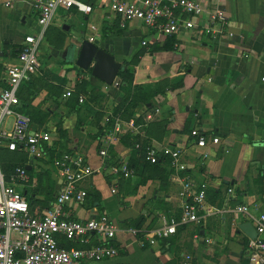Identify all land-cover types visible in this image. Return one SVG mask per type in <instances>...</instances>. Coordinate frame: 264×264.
I'll use <instances>...</instances> for the list:
<instances>
[{"label": "crops", "instance_id": "1", "mask_svg": "<svg viewBox=\"0 0 264 264\" xmlns=\"http://www.w3.org/2000/svg\"><path fill=\"white\" fill-rule=\"evenodd\" d=\"M82 1L92 5L91 13L76 7L57 10L43 39L48 61L39 57L38 72L21 84L17 107L31 116L33 130L51 132L55 154L75 150L100 167L82 184L86 201L70 203L73 217L107 215L122 228L113 240L120 255L108 263L184 264L191 255V264H252L250 238L239 225L253 221L236 207L246 204L254 215L264 213V0H198L227 14L233 36L223 39L198 38L196 30L166 36L138 20L123 28L110 14L108 0ZM37 19L34 0H0V84H6L7 68L17 62L25 36L39 31ZM199 21L209 24L206 15ZM90 37L114 47L122 68L133 74L127 84L120 76L118 85L100 84L71 63V47L79 44L78 38ZM171 40L176 46L162 49ZM116 116L121 131L109 146L110 155L113 161L134 162L129 178L113 177L99 155L101 138L114 127ZM131 118L136 119L134 129L128 126ZM11 124L8 119L5 125ZM195 129L218 137L219 143L198 146ZM135 142L180 148L185 173L208 185L200 222L182 225L176 234L148 246L126 229H149L161 213L179 215L185 173L167 159L158 166L147 163L136 154ZM7 150L2 148L0 157L9 158ZM26 156L31 181L18 188L33 209H45L55 199L56 176L48 164ZM45 170L49 174L39 182ZM141 217L138 227L133 222Z\"/></svg>", "mask_w": 264, "mask_h": 264}, {"label": "built area", "instance_id": "2", "mask_svg": "<svg viewBox=\"0 0 264 264\" xmlns=\"http://www.w3.org/2000/svg\"><path fill=\"white\" fill-rule=\"evenodd\" d=\"M34 1L39 31L25 36L17 62L7 68L6 86H0V151L5 147L9 151L25 152L30 159L47 163L56 176V196L45 209H33L26 195L18 188L30 183L29 170L26 166L18 165L7 174L0 157V264H114L108 261L120 255L113 240L122 228L107 215L79 220L73 217L69 209L72 202L86 201L88 191L82 184L100 167L96 168L85 154L75 150H67L51 158V132L33 130L32 118L17 108L21 84L30 80L41 66L38 50L57 10L60 7H76L88 14L93 7L82 0ZM107 5L110 14L119 19L123 28L127 23L138 20L166 36L183 30H196L198 38L223 39L233 36L227 26L225 11L203 5L198 0H108ZM204 15L209 22L207 25H201L199 21ZM92 29L97 30L94 25ZM89 40L94 41V37ZM72 94L71 90L67 92V96ZM83 100L80 96V101ZM8 119L12 120L10 127L5 125ZM113 120L114 127L101 138L99 155L102 164H108L106 166L113 177L129 178L135 173L134 166L128 160L113 161L110 155L109 146L121 131L120 117L116 116ZM128 126L136 128V119L131 118ZM192 135L201 147L207 146L210 141L219 143L218 137L200 129L193 130ZM134 145L137 149L143 147L141 142ZM162 158L169 159L177 172L185 173L187 170L180 148L170 145L145 146V161L157 163ZM180 181L182 204L179 215L161 213L157 223L149 229H126L139 237L142 246L154 245L159 239L176 234L182 225L200 222L201 211L207 202L208 185L196 183L186 173ZM232 191L233 188H229V192ZM236 211L248 216L258 233L257 238L250 239L248 244L250 262L264 264V213L256 216L246 204L237 206ZM62 239L76 245L65 247ZM186 259L184 264H191L192 256L187 255Z\"/></svg>", "mask_w": 264, "mask_h": 264}, {"label": "water", "instance_id": "3", "mask_svg": "<svg viewBox=\"0 0 264 264\" xmlns=\"http://www.w3.org/2000/svg\"><path fill=\"white\" fill-rule=\"evenodd\" d=\"M78 41L79 44H74L69 52L71 63L90 72L91 80L96 79L100 84L106 86L118 85L122 62L116 59L114 47H105L100 39L90 41L78 38ZM27 169H31V167L27 166ZM239 227L250 239L257 238L258 233L252 222H243Z\"/></svg>", "mask_w": 264, "mask_h": 264}, {"label": "trees", "instance_id": "4", "mask_svg": "<svg viewBox=\"0 0 264 264\" xmlns=\"http://www.w3.org/2000/svg\"><path fill=\"white\" fill-rule=\"evenodd\" d=\"M176 46V42H172V40H171V44H165V45H163V47H162V49H164V50H166V49H173L174 47ZM21 49V48H20ZM20 51V50H19ZM19 51H18V53H19ZM119 76L121 77V80H122V82H123V84H127L131 79H132V76H133V74H132V72H131V69L130 68H122L120 71H119ZM0 86L1 87H5L6 86V84H4V83H1L0 84ZM117 110H118V108H117ZM25 114H27V113H25ZM30 116V115H29ZM31 117V116H30ZM61 133V132H60ZM65 134V133H64ZM142 143V148H140V149H137V148H135V150H136V154H140L141 155V158H144V149H145V146L146 145H148L147 143H144V142H141ZM55 150L53 149L52 151H51V158H53V157H55V156H59L60 154H62L63 152H61V153H57V154H55ZM7 154H11V156L9 157V158H3V157H1V161H2V166H3V169H4V171L7 173V174H10L14 169H15V167L16 166H18V165H21V166H25V160H26V158H27V154H23V155H20V154H18V153H15V152H13V153H11L10 151H8L7 150ZM16 154H18L19 155V157L20 158H17L15 155ZM19 159V160H18ZM165 159H167V158H162V159H160V160H165ZM158 161L157 163H150V162H147V163H149V164H151V165H153V166H158L160 163L159 162H161V161ZM168 161H169V163H170V160L169 159H167ZM130 162V164L132 165V166H134L135 167V164H134V162L133 161H129ZM29 172V171H28ZM30 173V172H29ZM49 174V172L48 171H43L42 173H40L39 174V182H41L42 181V179L44 178V177H46L47 175ZM263 178H264V175H261ZM52 193H53V186H52V184H51V186H50V189L48 190V192H47V194H48V196H49V198H51L52 197ZM144 218L143 217H141V218H139V219H136V220H134V222L133 223H136V226H138V227H141V225H142V223H143V220ZM62 245L63 246H65V247H71V246H74L73 244H70L66 239H62Z\"/></svg>", "mask_w": 264, "mask_h": 264}, {"label": "rangeland", "instance_id": "5", "mask_svg": "<svg viewBox=\"0 0 264 264\" xmlns=\"http://www.w3.org/2000/svg\"><path fill=\"white\" fill-rule=\"evenodd\" d=\"M45 41H46V40H44V41L42 42V44L40 45L39 50H38L39 57L41 58V60L43 61L44 64L48 61V57L42 53V50H43V44L45 43ZM47 48L50 50L51 45H48ZM63 152H64V151H63ZM45 164H47V163H45Z\"/></svg>", "mask_w": 264, "mask_h": 264}]
</instances>
